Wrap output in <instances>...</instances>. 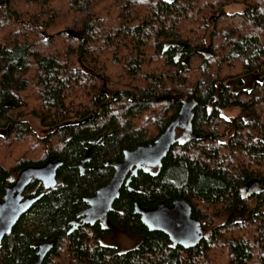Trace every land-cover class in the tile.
Segmentation results:
<instances>
[{
	"label": "trees",
	"instance_id": "16d2710c",
	"mask_svg": "<svg viewBox=\"0 0 264 264\" xmlns=\"http://www.w3.org/2000/svg\"><path fill=\"white\" fill-rule=\"evenodd\" d=\"M233 2L245 8L227 11ZM251 72L261 76L252 87L229 89L228 78ZM183 99L191 135L160 170H138L108 215L136 246L102 243L110 230L99 223L70 231L112 163L153 143ZM231 107L239 115H221ZM0 129V151L21 153L0 167L2 190L25 165L63 160L56 185L3 238L0 264H33L43 241L53 246L42 264H264V189L242 192L254 181L264 188V0H0ZM177 167L184 176L172 181ZM178 197L203 224L194 247L172 244L134 213L135 200L153 207Z\"/></svg>",
	"mask_w": 264,
	"mask_h": 264
},
{
	"label": "water",
	"instance_id": "95a60500",
	"mask_svg": "<svg viewBox=\"0 0 264 264\" xmlns=\"http://www.w3.org/2000/svg\"><path fill=\"white\" fill-rule=\"evenodd\" d=\"M68 32L73 31L68 30ZM184 117L189 120L187 125L189 130L191 102H187L185 99L182 101V106L176 118L159 134L153 143L140 144L135 148L123 151L122 158L112 163L114 173L111 179L86 199L89 206L83 211L85 215L82 220L84 222L93 223L100 217H106L107 211L113 208V201L119 196L120 188L129 172L127 183L143 164L153 167L162 165V160L171 146L176 141L182 140V138L176 136V127L180 125ZM62 163V160L52 161V158H50L42 165H27L19 171L15 181L8 186L4 200L0 202V242L5 234L11 232L20 215L40 197V195L23 197L22 190L25 185L32 178H41L47 188L55 185L56 170ZM134 213L139 215L141 222L149 230L164 232L174 245L190 248L199 244L203 239V224L192 215L191 203L182 197L175 198L170 203L159 201L153 207H143L136 200L134 202ZM73 224L70 231L75 228L78 222L75 221ZM52 246L53 241H44L37 244L38 258L33 264H42L43 258Z\"/></svg>",
	"mask_w": 264,
	"mask_h": 264
},
{
	"label": "rangeland",
	"instance_id": "374dc122",
	"mask_svg": "<svg viewBox=\"0 0 264 264\" xmlns=\"http://www.w3.org/2000/svg\"><path fill=\"white\" fill-rule=\"evenodd\" d=\"M226 10L229 12H239L242 11L245 8V4L242 2H233L225 6ZM260 75L258 73H246V74H240L231 78H228L226 80V84L229 87L231 91H238L239 89H249L254 84L255 80L260 79ZM240 109L238 107H231L226 108L221 111V115H223L225 118H232L233 116L239 115ZM27 119L30 123L31 128L36 132L38 136H45L48 132V129L40 125L38 119L32 115H27ZM179 131L177 134L180 135ZM231 133V130H228L225 136L221 137L222 141H225L229 134ZM1 140V139H0ZM8 142V139L4 140ZM1 142V141H0ZM21 154V153H20ZM20 154H9L8 149H3V151H0V166L3 168L10 167L11 165H14L16 162H18L20 158ZM43 154V150L39 149L33 152V154L26 155L27 158H33L38 159V156ZM8 169V168H6ZM183 170L182 168H172V170L169 171L168 178L172 181H178L179 178H183ZM264 209V205L261 207ZM224 219L223 216L217 217L213 219V223H221V221ZM102 243L105 244H112L117 248L118 252L126 251L127 249L133 248L137 244V239L132 237L130 234H127L125 231L118 230L117 228H113L112 232L102 237ZM58 262V261H57ZM56 264H62L57 263Z\"/></svg>",
	"mask_w": 264,
	"mask_h": 264
},
{
	"label": "flooded vegetation",
	"instance_id": "af4514ba",
	"mask_svg": "<svg viewBox=\"0 0 264 264\" xmlns=\"http://www.w3.org/2000/svg\"><path fill=\"white\" fill-rule=\"evenodd\" d=\"M187 113V112H186ZM187 115V114H186ZM186 117H184V120H182L181 121V123H180V125L179 126H177L176 127V136H178V137H180V138H182V140L183 139H185L186 137L188 138L190 135H191V132L188 130V123H189V120H188V118H186ZM2 129H0V133L2 134ZM179 131H181L180 132V135H178L177 133L179 132ZM50 158H52V161H55V160H62V159H59V158H55L53 155H50V154H48L47 156H46V158L43 160V161H41V162H39L38 164H28V165H42V164H44L45 162H47ZM89 160V157H87L86 155H85V157L82 159V163L83 164H85L87 161ZM63 161V160H62ZM63 164V163H62ZM25 166H27V165H25ZM24 166V167H25ZM60 166H62V165H60ZM59 166V167H60ZM1 168H2V166H0ZM24 167H22V168H24ZM58 167V168H59ZM85 165H82V168H81V170L83 171L84 169H85ZM88 167V166H87ZM160 167L161 166H147V165H145V164H143L142 165V167L140 168V169H146V168H149L150 170H154V171H157V170H160ZM22 168H20L19 170H18V172L16 173V175L15 176H12L13 178L12 179H10V180H8V182H6L5 183V185H4V189L2 190V180H1V174H2V169H0V185H1V188H0V202H2L3 200H4V196H5V193H6V190H7V188H8V186H10L14 181H15V179H16V177H17V175H18V173H19V171L22 169ZM58 168H57V170H58ZM112 169H113V172H112V175H113V173H114V168H113V166H112ZM139 169V170H140ZM57 170H56V183H57ZM137 173H138V171H137ZM136 173V174H137ZM135 174V175H136ZM129 175H130V172L127 174V176H126V179L124 180V182H123V184H122V186H121V188H120V190L123 188V187H125V189H128V190H131L132 189V186H131V183H130V180H131V177L133 176H131L130 177V179H129V181H128V183L126 182V180H127V178L129 177ZM112 177V176H111ZM111 179V178H110ZM39 182L40 183V185H41V189L40 190H37V187L35 188V186H34V182ZM56 185V184H55ZM55 185H53V186H50V187H45V185H44V182H43V180L41 179V178H32L26 185H25V187L23 188V190H22V194H23V197H27V196H29V197H31V196H38V195H40V197L39 198H37V200H35L34 202H33V204L29 207V209H27L25 212H23L21 215H20V217H19V219H21V218H23V217H25L28 213H30L31 212V210H32V208L34 207V205H35V203L40 199V198H42V196L44 195V192L46 191V190H49V189H51V188H53ZM264 188H263V186L261 185V184H259V183H257V182H255V183H251V184H245V186L243 187V189H242V192L244 193V194H249V193H251V192H258V191H261V190H263ZM92 196V195H91ZM90 197V196H89ZM87 199V198H86ZM87 201V200H86ZM136 201V200H135ZM134 201V202H135ZM114 202V201H113ZM87 204H86V206L82 209V211L80 212V217H79V220H74V221H72V225H74L73 224V222H75V221H77L78 222V224H76L75 225V228L78 226V225H80V224H82V223H84V224H90V225H94V224H96V223H99V224H101L102 226H104V227H106V228H108L109 230H110V233L112 232V230H113V228H117L118 230H122V229H120V228H118V227H116L115 225H114V223L109 219V217H108V215H109V212L113 209H110V210H108L107 211V213H106V217H100V218H98V219H96L93 223H90V222H84L83 220H82V217L85 215V214H83V211L89 206V204H88V202H86ZM112 206H113V204H112ZM18 219V220H19ZM74 229V228H73ZM122 231H125V230H122ZM127 234H129L127 231H125ZM6 235V234H5ZM5 235H4V237H5ZM109 235V234H108ZM105 236H107V235H105ZM104 235L102 236H99L98 237V240H100L101 242H102V237H105ZM132 236V235H131ZM3 237V238H4ZM132 237H134V236H132ZM3 238H2V240H3ZM135 238V237H134ZM2 240H1V242H2ZM1 242H0V244H1ZM44 242V241H43ZM39 244V243H38ZM109 245H112V244H109ZM36 247H37V245H36ZM38 258V257H37Z\"/></svg>",
	"mask_w": 264,
	"mask_h": 264
}]
</instances>
